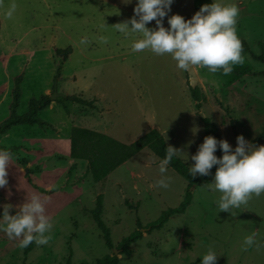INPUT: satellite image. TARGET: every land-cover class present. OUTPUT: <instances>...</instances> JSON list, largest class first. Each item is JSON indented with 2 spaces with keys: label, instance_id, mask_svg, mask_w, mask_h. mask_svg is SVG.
Returning <instances> with one entry per match:
<instances>
[{
  "label": "rangeland",
  "instance_id": "1",
  "mask_svg": "<svg viewBox=\"0 0 264 264\" xmlns=\"http://www.w3.org/2000/svg\"><path fill=\"white\" fill-rule=\"evenodd\" d=\"M12 2L0 0V123L9 115L15 86L17 114L26 112L31 98L54 91L84 103L57 95L38 112L47 127L23 124L0 134V148L13 156L0 205H13L9 214H14L35 193L52 220L46 243L20 248L21 237L9 238L0 217V264H92L113 251L116 264H200L198 256L209 246L218 254L215 264H264V192L229 213L218 210L220 193L209 187L215 169L197 174L184 212L149 230L146 224L179 205L184 178L168 166L160 173V160L148 148L98 182L86 161L69 156L74 126L125 144L155 128L166 146L188 154L187 160L184 153L175 156L189 169L204 137L202 118L233 148L238 134L264 144V63L258 59L264 51V0H231L239 8L236 31L246 49L244 62L227 74L201 66L183 70L170 54L133 51L139 34L125 36L112 24L132 17L136 0H14L15 11L7 17ZM192 2L172 0L167 15L189 18ZM68 47L65 58L55 54ZM189 87L197 88L199 100L191 98ZM162 175L171 177L167 188L155 184ZM140 226V239L120 251V240ZM253 233L259 247L242 248L243 238Z\"/></svg>",
  "mask_w": 264,
  "mask_h": 264
},
{
  "label": "clouds",
  "instance_id": "2",
  "mask_svg": "<svg viewBox=\"0 0 264 264\" xmlns=\"http://www.w3.org/2000/svg\"><path fill=\"white\" fill-rule=\"evenodd\" d=\"M129 2L131 0H126V3ZM171 3L172 0H136L132 9L133 16L112 25L125 36L139 34L131 43L133 51L148 49L156 55L170 54L179 69L201 66L210 72L220 70L227 74L234 64L244 62L242 43L236 31L239 14L236 3L231 0H211L201 4L189 18L176 13L167 15ZM15 8L13 0L6 8L5 16L11 17ZM166 15L167 27L162 24ZM152 20L155 26H146V22ZM105 39L101 37V40ZM85 42L82 38L81 43ZM235 140L233 148L226 139L205 135L191 154L193 163L188 169L192 176L208 175L212 166H216L209 187L220 193L215 201L218 210L229 213L246 204L252 195L258 196L264 192V144L253 145L240 134ZM217 147L221 151L219 157L214 154ZM178 152L185 154V160L189 158L186 152L168 145L164 157L158 163L160 173L167 171V166ZM12 158L9 150L0 148V187L7 185V169ZM170 180L171 177L162 175L155 184L167 188ZM11 207L13 205L7 203L0 205L3 230L8 237H21L18 242L20 248L33 241L37 244L46 243L52 220L45 214L41 197L31 194L16 206L18 210L14 214H9ZM247 246L259 247L254 233L243 238L241 247ZM217 255L209 246L198 256L200 264H215Z\"/></svg>",
  "mask_w": 264,
  "mask_h": 264
},
{
  "label": "trees",
  "instance_id": "3",
  "mask_svg": "<svg viewBox=\"0 0 264 264\" xmlns=\"http://www.w3.org/2000/svg\"><path fill=\"white\" fill-rule=\"evenodd\" d=\"M193 10L192 13L200 7L201 4L209 3L211 0H192ZM242 43V52L245 51L246 46ZM71 49L70 47L65 49H55V54L65 58ZM258 59L264 63V51L260 54ZM189 94L195 101L200 99V93L197 88L189 87ZM62 99L66 101H76L78 103H84L80 98L73 95L62 96ZM19 101V89L15 86L11 93L10 112L8 117L0 123V134L7 132L11 127L17 125H37L39 127H47L49 124L38 117V112L46 108L50 103L48 95H42L41 97L34 99L31 98L28 102L27 110L23 114H17L16 108ZM203 133L205 135H213L218 139L216 134V126L208 118H202ZM165 141L159 131L155 128L148 130L146 133L139 136L131 143H122L106 134L98 131L83 127H72L69 135V156L72 159H79L86 161L87 170L90 173L93 181L98 182L104 179L110 172L116 167L121 165L131 156L135 155L143 148H148L159 160L165 155L166 148ZM216 155L219 157V147L215 150ZM20 163V162H19ZM22 167L24 165L20 163ZM168 167L173 169L187 182L186 190L183 194V198L178 206L173 208H167L162 211L160 215L152 222L146 224L145 229H158L168 220V218L174 214H181L184 212L187 205L191 200V193L189 188L194 186L197 182V178L188 173V167L177 157L174 156L170 161ZM215 167V166H214ZM212 168L210 171L214 170ZM204 177V175L202 176ZM143 227L140 226L123 237L118 243V249L125 252L128 245L132 242L140 239ZM107 243L108 239L105 237ZM117 257L115 254L106 255L98 259L92 264H116Z\"/></svg>",
  "mask_w": 264,
  "mask_h": 264
},
{
  "label": "water",
  "instance_id": "4",
  "mask_svg": "<svg viewBox=\"0 0 264 264\" xmlns=\"http://www.w3.org/2000/svg\"><path fill=\"white\" fill-rule=\"evenodd\" d=\"M60 96V97H62L63 95H61V94H56V92L54 91L53 92V94L49 97L50 98V100H52L55 96ZM114 252V254H115V251H113Z\"/></svg>",
  "mask_w": 264,
  "mask_h": 264
}]
</instances>
